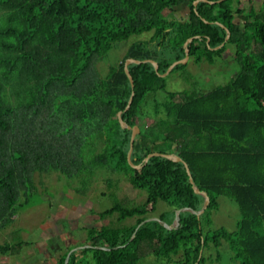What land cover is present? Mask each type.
Returning <instances> with one entry per match:
<instances>
[{
  "label": "trees",
  "instance_id": "16d2710c",
  "mask_svg": "<svg viewBox=\"0 0 264 264\" xmlns=\"http://www.w3.org/2000/svg\"><path fill=\"white\" fill-rule=\"evenodd\" d=\"M194 1L0 0V218L23 206L17 198L35 173L84 179L105 170L144 190L146 199L100 213L118 212L119 220L135 217V223L96 230V240L82 248L94 251L95 264H137L148 255L169 261L180 252L174 264H206L205 249L223 242L240 264H264V0L258 10L250 0L245 6ZM182 3L185 18L175 15ZM146 33L107 71L100 66L116 42ZM191 36L197 37L188 44L189 57L197 61L214 63L227 44L235 45L239 73L207 92L167 90L159 74L171 64L164 56H184ZM127 57L155 60L158 70L150 61L131 62L132 87ZM119 111L130 128L121 126ZM134 126L131 161L139 168L127 159ZM156 151L183 161L152 156L144 162ZM184 162L209 195L207 208L199 216L180 212L173 228L157 220L138 226L159 202L169 206L159 218L173 226L176 209L203 206ZM220 195L239 208L232 232L206 229L212 220L205 213L218 208ZM102 238L110 249L94 246ZM7 247L0 244V251Z\"/></svg>",
  "mask_w": 264,
  "mask_h": 264
},
{
  "label": "rangeland",
  "instance_id": "374dc122",
  "mask_svg": "<svg viewBox=\"0 0 264 264\" xmlns=\"http://www.w3.org/2000/svg\"><path fill=\"white\" fill-rule=\"evenodd\" d=\"M250 1L256 10L263 2V0ZM248 2L249 0H241V6H245ZM187 13L186 4L176 6V16L185 18ZM149 36L150 33L133 35L129 39L116 42L100 66L107 71L109 65L122 59L131 43L138 39H148ZM151 49L155 50L156 46H152ZM235 54V45L227 44L222 55L215 57L214 63L203 58L197 61L196 56H190L186 62L179 63L163 77L166 89L201 93L228 84L240 71ZM164 57L173 63L184 56H175L171 53L170 56ZM177 57L180 58L176 59ZM157 97L163 98V93L158 92ZM92 177L89 174L84 175V179L82 177L70 179L58 172L35 173L33 181L26 183V194L24 195L21 190L20 197L17 198L23 206L14 207L15 214L12 218L9 219L8 216L4 219L0 218V244L8 246L7 253L11 256V260L7 263L4 257L7 253L0 251V264H35L33 258H41L46 251H52L57 244L65 243V240V245L68 244L67 241L71 240L73 243L76 239L77 245L73 244L75 246L89 245L96 240V230L102 226L133 225L135 217L119 220L118 212L105 216H101L100 213L115 205L128 208L138 205L146 199V192L134 188L124 176L105 170L97 171ZM218 203V208L205 213L212 220L211 225L206 229L213 231L224 228L230 232L234 231L240 219L238 205L225 195L218 197ZM168 209L166 203L159 202L152 216L159 217L162 211ZM57 236L60 239L54 241ZM97 243L94 246L106 247L103 238ZM73 247L63 248L68 254ZM73 252L76 253L75 261L72 262V257L70 264L96 263L92 249H78ZM182 254L183 252L174 255L169 261L148 255L142 257L137 264H174L182 258ZM204 254L207 257L206 264H240L233 259V252L226 242L217 248L211 246L205 249Z\"/></svg>",
  "mask_w": 264,
  "mask_h": 264
},
{
  "label": "water",
  "instance_id": "95a60500",
  "mask_svg": "<svg viewBox=\"0 0 264 264\" xmlns=\"http://www.w3.org/2000/svg\"><path fill=\"white\" fill-rule=\"evenodd\" d=\"M199 1H208L210 3H213L214 1H211V0H195L194 1V6L197 5V3ZM217 1H221V0H217ZM229 31L227 30V34L225 36V41L229 38ZM197 36H191L189 37L185 42H184V50H185V55L183 58L179 59V60H176L174 61L173 63H171L169 65V67L167 68V70L164 72V73H159L162 77L168 75L170 73V71L173 69L174 66H176L177 64L179 63H184L188 60L189 58V46L188 44ZM208 41V40H207ZM224 44V42H222L221 44H219L218 46L214 47V49H218L220 48L222 45ZM141 61H150L152 64H154V67H155V70L157 71L158 70V64H157V61L155 60H152V59H145V60H138V59H134L132 57H127L125 62H124V69H125V72L126 74L128 75L129 79H130V82H131V86L133 87L134 86V83H133V77L131 76L130 72H129V69H128V65L131 63V62H135V63H139ZM133 95H134V91L131 92V95H130V98L128 100V104L126 106V109L130 106L131 102H132V98H133ZM121 111L118 112V118H119V121H120V124L122 127H127V128H130V126H128L125 121L121 118ZM132 132H131V138H130V148L128 150V153H127V159L129 161V163L135 167V168H139L141 165L138 164V165H135L132 163L131 161V154H132V151H133V141H134V138L136 136V133L138 132L139 128L137 126H134L131 128ZM152 156H163V157H166V158H169V159H172V160H176V161H183L182 158L180 156H178L177 154H174V153H162V152H151L149 154H147L144 158V162H147L148 159ZM185 166H186V170L189 174V180L190 182L192 183V186L195 190L196 193H199V194H202L204 196V203H203V206L200 208V209H193L191 207H181V208H178L175 210V221H174V226L173 225H169L167 224L164 220L160 219L159 217H154V216H151V217H148L146 218L145 220H143L138 226H140L142 223L146 222V221H150V220H157V221H160L164 226H166L167 228H173V227H176V225L179 223V214L180 212L182 211H185V210H190L192 212H194L196 215H201L204 210L207 208L209 202H210V198H209V195L207 194L206 191H201L197 188V186L194 184V181H193V178L192 176L190 175V170H189V167L187 166V163L184 162ZM87 246H90V245H79V246H76V247H73L71 249V251L67 254L66 258H65V262L64 264H68L69 262V257H70V254L75 251V250H78V249H82L84 247H87ZM98 248H101V249H109L107 247H103V246H96Z\"/></svg>",
  "mask_w": 264,
  "mask_h": 264
},
{
  "label": "crops",
  "instance_id": "0c3cea01",
  "mask_svg": "<svg viewBox=\"0 0 264 264\" xmlns=\"http://www.w3.org/2000/svg\"><path fill=\"white\" fill-rule=\"evenodd\" d=\"M54 237L56 238V236H53V238ZM72 237H73V235H72ZM61 238H62V236H61ZM58 239H60V238H58V236H57V239H54V241H57ZM73 240H75L74 237H73ZM76 240L73 243H71V240L67 241L68 242L67 245H65L66 244V240H65V243L60 244L61 247H59L60 245L57 244V246H56L55 249H53L52 251L49 250L48 252L46 251L44 253V255L41 256V258H33L35 264H57V262L60 259V257L66 252V250L63 247H67V246H74V247H76L75 246V245H77L76 244L77 243ZM53 243L55 244V242H53ZM73 244H75V245H73ZM4 257H5L7 263L11 260V256L8 253ZM2 260H3V258H1V261Z\"/></svg>",
  "mask_w": 264,
  "mask_h": 264
},
{
  "label": "flooded vegetation",
  "instance_id": "af4514ba",
  "mask_svg": "<svg viewBox=\"0 0 264 264\" xmlns=\"http://www.w3.org/2000/svg\"><path fill=\"white\" fill-rule=\"evenodd\" d=\"M109 248V247H108ZM110 249V248H109Z\"/></svg>",
  "mask_w": 264,
  "mask_h": 264
}]
</instances>
